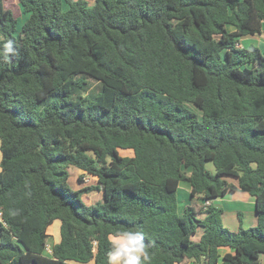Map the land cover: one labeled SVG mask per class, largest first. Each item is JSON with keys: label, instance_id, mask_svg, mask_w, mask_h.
<instances>
[{"label": "trees", "instance_id": "obj_1", "mask_svg": "<svg viewBox=\"0 0 264 264\" xmlns=\"http://www.w3.org/2000/svg\"><path fill=\"white\" fill-rule=\"evenodd\" d=\"M16 1L0 0V264H108L127 230L150 264H262L264 54L238 44L264 34V0ZM70 167L97 184L71 190ZM181 182L203 203L248 193L257 225L179 213Z\"/></svg>", "mask_w": 264, "mask_h": 264}, {"label": "crops", "instance_id": "obj_2", "mask_svg": "<svg viewBox=\"0 0 264 264\" xmlns=\"http://www.w3.org/2000/svg\"><path fill=\"white\" fill-rule=\"evenodd\" d=\"M16 4L17 1L13 0ZM94 0H93V5H94ZM92 6V5H91ZM27 16L22 15L21 18V24H19V27L24 24L26 21ZM18 27V28H19ZM255 46L261 50V48H264V34L259 35V36H248L244 37L240 40V43L238 46L240 48H247L249 46ZM262 52V51H261ZM264 54V53H263ZM82 174L81 171L78 172L77 177ZM92 181H96L97 179L94 178L93 176H85L83 184L90 183ZM228 182L230 184H233L235 186H238L237 180L235 179H228ZM97 192V191H94ZM93 192V194H94ZM92 193V192H91ZM91 193L88 194L91 196ZM101 193V200L103 198V193ZM87 195V196H88ZM177 198H178V212L183 213L185 208L188 205H191L193 203L204 207V203L198 199V198H192L191 196V186L187 182H181L178 187V192H177ZM90 204H95L93 202L92 198L88 197ZM100 200V201H101ZM99 202V201H98ZM97 203V202H96ZM214 205L216 207L222 208L223 214H222V222L224 227L228 228L231 231H238L240 227V214H242V226L245 229L254 227L257 225V212H256V201L255 198L249 195L248 193H245L241 190H236L234 192H228L224 197L218 198L214 201L209 202V205ZM200 218H203V216H200ZM58 221V220H57ZM61 226V222H60ZM201 230L197 231L198 233V238L195 240V242H199L202 235H203V229L199 228ZM50 230L48 231V234L50 235ZM61 239V237H60ZM56 239V241L53 242L50 247L52 248L55 244L60 242ZM49 247V245H48ZM49 247V248H50ZM50 248V249H51ZM232 252L230 249H222L220 250V254L223 256L226 253ZM76 262H70V264H73ZM261 263L264 264V255L261 257ZM80 264V263H78ZM88 264H94V261L88 263ZM187 264H196L194 262H188Z\"/></svg>", "mask_w": 264, "mask_h": 264}, {"label": "clouds", "instance_id": "obj_3", "mask_svg": "<svg viewBox=\"0 0 264 264\" xmlns=\"http://www.w3.org/2000/svg\"><path fill=\"white\" fill-rule=\"evenodd\" d=\"M3 57L7 59L13 52L12 42L3 46ZM112 245L108 253V264H150L145 236L141 231H118L111 235Z\"/></svg>", "mask_w": 264, "mask_h": 264}, {"label": "rangeland", "instance_id": "obj_4", "mask_svg": "<svg viewBox=\"0 0 264 264\" xmlns=\"http://www.w3.org/2000/svg\"><path fill=\"white\" fill-rule=\"evenodd\" d=\"M90 1V5H93V0H89ZM65 8H67V6H65ZM19 24H21V18L19 20ZM261 51L262 53H264V48H261ZM91 83H92V88L94 89V91H98L99 90V84L93 80H91ZM189 107L197 112L198 114H200L199 110H197L194 106L192 105H189ZM0 145H1V142H0ZM121 154L123 156H133V153L131 151H121ZM0 163H1V152H0ZM206 169L212 173L215 172V167L213 165L212 162H207L206 163ZM0 171H1V167H0ZM69 174H70V178L68 180V185L70 187L71 190H79L81 188H85V187H90V186H94L97 184L96 181H92L90 183H87V184H83V182L79 181L78 180V172L79 170L77 168H74V167H70L69 168ZM233 180V179H232ZM87 197H90L92 198L93 202H98L101 200V193L100 192H93L91 193V196L88 195ZM90 203V201H89ZM50 230V237L48 239V245L50 247V245L53 244L54 241H56V239L59 241L60 239V221H55L51 226L50 228L48 229V231ZM201 230V229H198V231ZM198 238V233H196L194 236H193V240L195 241L196 239ZM51 248V247H50ZM262 257V256H261ZM73 264H78V263H73Z\"/></svg>", "mask_w": 264, "mask_h": 264}, {"label": "built area", "instance_id": "obj_5", "mask_svg": "<svg viewBox=\"0 0 264 264\" xmlns=\"http://www.w3.org/2000/svg\"><path fill=\"white\" fill-rule=\"evenodd\" d=\"M204 205H205V206L209 205V202L207 201L206 203H204ZM47 252H48V253H51V249H50L49 247L47 248Z\"/></svg>", "mask_w": 264, "mask_h": 264}]
</instances>
